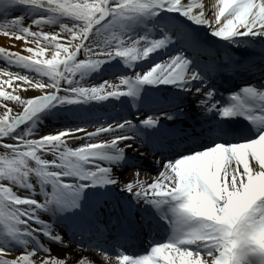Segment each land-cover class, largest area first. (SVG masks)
<instances>
[{"label": "snow or ice", "instance_id": "snow-or-ice-1", "mask_svg": "<svg viewBox=\"0 0 264 264\" xmlns=\"http://www.w3.org/2000/svg\"><path fill=\"white\" fill-rule=\"evenodd\" d=\"M0 31L35 44L0 47V264H264V0H0ZM219 47L258 50L260 83L225 99ZM111 100L154 114L41 131ZM140 148L163 159L126 182Z\"/></svg>", "mask_w": 264, "mask_h": 264}, {"label": "bare ground", "instance_id": "bare-ground-1", "mask_svg": "<svg viewBox=\"0 0 264 264\" xmlns=\"http://www.w3.org/2000/svg\"><path fill=\"white\" fill-rule=\"evenodd\" d=\"M247 51L242 50V48H222L219 47V54L221 57H214L215 59H218L219 61L217 62L219 64V62H223V65H225V63H229L228 68L237 72L239 75H242L244 77H249L251 74V76H253L254 74L260 73V68H259V59H258V50L256 49H252V48H245ZM227 51V52H226ZM226 52V53H225ZM216 53V52H215ZM214 56V55H213ZM207 56H203V59H206ZM226 58V59H224ZM229 58V60L227 61V59ZM2 62V61H1ZM222 64V63H221ZM220 64V65H221ZM227 66V64H226ZM220 72L217 74V84L220 85H226L225 82L223 81V77L220 76ZM98 76V77H97ZM108 75H101V77L99 75H95L94 80L91 82L92 85L98 84L100 83L103 79H107L105 78ZM100 77V79H99ZM99 79V80H98ZM225 79V78H224ZM29 93L32 96L38 95L39 93L36 92L35 90H30ZM118 106L119 109L121 110V113H125L127 115H131V113L138 115L135 116V118L137 119V117H139V112L136 111V109L134 108L131 112V110L124 108V106L121 105L120 102H108V103H102L101 102H94L93 104H86L83 106V112L81 114H75L71 111H63L61 113H58L56 117H47L44 119L42 126H41V131L42 132H55L56 129H60L64 126H69V125H74V124H80V125H87V122H97L98 120H101V122H105L106 120H109V118L113 117V113L111 112V109L113 108V106ZM154 114V113H153ZM115 117V116H114ZM144 116L140 117L143 118ZM198 121H202V114L199 112V110L195 107V105H193L191 107V109L188 112V115L182 118V122L174 125V127H178L180 129H184L188 132H191L193 129V127H195L196 131L199 132L200 131V123H198ZM171 124V122H170ZM96 126H92V125H88V130L89 131H93L95 129ZM55 129V130H54ZM82 135V134H81ZM140 153H144L143 155H141ZM153 152L150 149H146V148H140L138 151H136L135 149L129 153V155L134 156V158L137 161V164L141 167L144 168H149L152 169L151 174H149L148 177L144 178V177H140V179L143 180H147L150 181L152 178L155 177L156 172L154 171L155 168H158L159 166L154 165L152 162V157L154 156V154H152ZM125 169V168H124ZM124 169H117L116 170V174L118 176H121L126 182H131L132 180H134L135 177V172L137 171L134 168H129V170H126L127 172L125 173H130L127 176H123L122 171ZM131 169V170H130ZM105 218L102 217V222L105 228V236L108 239H113L115 237V232L110 233L108 229L109 227H111L112 225H110L109 223H107L105 220ZM109 224V226H108ZM108 226V227H107ZM141 231L137 232H133L131 234V237L135 236L137 238V235L140 234ZM156 239H160L162 238V235L160 234V236L155 237ZM136 241V240H135ZM87 244V236H85V245ZM78 251V249H77ZM85 252L90 256V258H93L95 260H99L100 257L98 256L97 253L93 252L91 249H85Z\"/></svg>", "mask_w": 264, "mask_h": 264}, {"label": "rangeland", "instance_id": "rangeland-1", "mask_svg": "<svg viewBox=\"0 0 264 264\" xmlns=\"http://www.w3.org/2000/svg\"><path fill=\"white\" fill-rule=\"evenodd\" d=\"M28 23H30V21H28ZM47 30V29H46ZM27 46H31V47H35V44H30V45H25L23 42H21V41H15L14 39H12V38H10V37H8V36H5V35H3V33H2V31H0V47H5V48H8L9 50H12V51H20L21 49H23V48H25V47H27ZM22 54H26V53H22ZM48 56H49V58H50V56H51V50L49 51V53H48ZM81 58H83V57H81ZM113 63H115V61H113ZM0 67H3V62H0ZM13 71H15V69H13ZM99 74V76L101 77V73H97V74H93L92 75V77H90V78H88V80L90 81V83L94 80V77H95V75H98ZM98 77V76H97ZM100 77H99V79H100ZM105 78H107V79H109V80H111V82L112 83H119V81L117 80V79H115L114 77H112V76H110V75H108V76H106ZM98 79V80H99ZM30 91V90H29ZM29 91H28V93H27V97H29V98H31V97H33L30 93H29ZM49 91H51V90H49ZM122 100H126L127 101V99L128 98H126V97H122L121 98ZM108 102H116V101H114V100H111V101H104V102H101V104L102 103H108ZM94 102H92V104H93ZM97 103V102H96ZM100 103V102H99ZM126 108H128V109H132L133 107L131 106V103L130 102H127V103H124L123 104ZM116 110H117V106H113V108H112V110H111V112H113V113H117L116 112ZM0 111H2V110H0ZM64 111H66V110H64ZM63 112V111H62ZM117 118H111L110 120H108V122L109 123H113V122H115L116 120H119V119H121V117H123V116H121V115H119V113H117V116H116ZM128 119H133V120H135L133 117L134 116H126ZM101 123H105V122H101L100 120H98L97 122H90V123H88L87 122V125H95L96 127H98V126H100V124ZM106 124V123H105ZM77 124H74L73 126L72 125H69L68 127H75ZM55 130V129H54ZM57 130V129H56ZM55 130V131H56ZM66 139L68 140V142H69V144L71 145V146H73V147H77V146H79V143L77 142V143H73V141H72V138L71 137H66ZM3 151V149H0V152H2ZM47 158H49V159H51V157L49 156V157H47ZM14 190H16V189H14ZM41 200H42V198H41Z\"/></svg>", "mask_w": 264, "mask_h": 264}]
</instances>
